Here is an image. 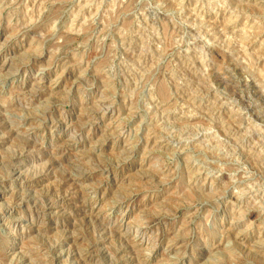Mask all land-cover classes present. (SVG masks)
Segmentation results:
<instances>
[{"label":"rangeland","instance_id":"obj_1","mask_svg":"<svg viewBox=\"0 0 264 264\" xmlns=\"http://www.w3.org/2000/svg\"><path fill=\"white\" fill-rule=\"evenodd\" d=\"M0 264H264V0H0Z\"/></svg>","mask_w":264,"mask_h":264}]
</instances>
